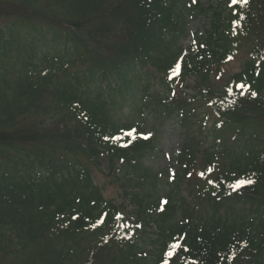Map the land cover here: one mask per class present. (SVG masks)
<instances>
[{
	"label": "trees",
	"instance_id": "16d2710c",
	"mask_svg": "<svg viewBox=\"0 0 264 264\" xmlns=\"http://www.w3.org/2000/svg\"><path fill=\"white\" fill-rule=\"evenodd\" d=\"M192 79L199 94L177 92ZM0 264H264V0H0Z\"/></svg>",
	"mask_w": 264,
	"mask_h": 264
},
{
	"label": "rangeland",
	"instance_id": "374dc122",
	"mask_svg": "<svg viewBox=\"0 0 264 264\" xmlns=\"http://www.w3.org/2000/svg\"><path fill=\"white\" fill-rule=\"evenodd\" d=\"M195 2H201L204 4H208V0H194ZM186 23V31L188 32V37H183L180 44L183 47L184 54L182 57L188 58L190 55V50L192 48V38L194 34L200 35L204 32L206 27L207 20L201 15L198 17L187 18ZM246 53H242L237 57V59L233 60L228 64L225 70V80L232 74L238 73L243 68V62L247 59ZM195 81L186 80L183 84L177 85L178 93H181L182 89L185 92H189L190 94L195 93ZM157 84V83H156ZM159 85V84H158ZM189 88L187 89V87ZM199 94V92L195 93ZM205 101L199 99L197 103H195L196 113L193 120V126L191 129V133L195 135L199 142H202L201 146L204 148L211 147L216 143V135L214 134V118L212 116H207V107L205 105ZM129 111V110H125ZM181 118L178 116L173 117L170 121H168L163 128H161V133L159 135V143L157 145L156 151L151 156L152 163L150 165L154 168L155 171L160 173L161 181L166 177V171L171 170L176 166V158L181 152V144L183 142V129L181 124H179ZM137 121V120H136ZM153 120L151 119L148 125L156 126L153 124ZM162 127V126H161ZM170 172V171H169ZM99 176L98 173H96ZM99 184L105 185V196L108 198H112L115 201H122L123 199L119 193V187L109 185L105 180H102L101 177L98 178Z\"/></svg>",
	"mask_w": 264,
	"mask_h": 264
},
{
	"label": "snow or ice",
	"instance_id": "6c2138e0",
	"mask_svg": "<svg viewBox=\"0 0 264 264\" xmlns=\"http://www.w3.org/2000/svg\"><path fill=\"white\" fill-rule=\"evenodd\" d=\"M238 2L239 3H242V4H246L247 3V0H233V3H238ZM178 70H179V65H177V71ZM241 87H243V86H241ZM252 95L255 96L256 93L253 92ZM246 183L250 184V183H252V181L251 180H248V181L241 180V181H238L236 184L232 185V187L235 190V189H238V188L244 186ZM179 247H180L179 244H174L173 245V248L174 249H179ZM172 255H173V253H169V256H172Z\"/></svg>",
	"mask_w": 264,
	"mask_h": 264
}]
</instances>
